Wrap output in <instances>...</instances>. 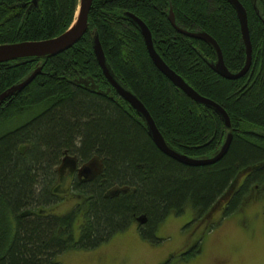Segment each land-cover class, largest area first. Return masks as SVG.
I'll return each instance as SVG.
<instances>
[{
	"label": "trees",
	"instance_id": "1",
	"mask_svg": "<svg viewBox=\"0 0 264 264\" xmlns=\"http://www.w3.org/2000/svg\"><path fill=\"white\" fill-rule=\"evenodd\" d=\"M239 1L247 11L252 59L237 79L212 67L218 60L213 44L176 29L211 36L228 70L238 73L246 64V46L229 0H93L88 30L73 46L0 62V95L41 67L22 90L0 101V264H60L64 253L95 249L133 224L144 240L155 241L167 216L190 208L189 220L179 227L191 228L190 238L160 262L169 264L179 253L184 259L202 253L204 237L228 216H251L263 208L258 200L246 204L240 197L264 193V21L253 0ZM78 4L0 0V45L60 35ZM257 4L264 15V0ZM129 13L146 23L171 69L226 109L230 129L155 66ZM95 34L111 72L142 101L171 148L208 158L231 131L224 157L190 166L163 153L144 120L103 74L93 49ZM94 159L101 163L100 173L79 178L77 167ZM63 176L78 201L57 214L51 210L63 199L58 184ZM140 216L145 223L137 222Z\"/></svg>",
	"mask_w": 264,
	"mask_h": 264
},
{
	"label": "rangeland",
	"instance_id": "2",
	"mask_svg": "<svg viewBox=\"0 0 264 264\" xmlns=\"http://www.w3.org/2000/svg\"><path fill=\"white\" fill-rule=\"evenodd\" d=\"M58 184L63 199L55 203L51 211L64 214L78 199L70 192V182L64 176ZM258 201L263 204L260 211L252 213L253 209L250 210L251 216L241 212L228 216L219 229L204 237L200 243L202 253L190 259H184L179 253L169 264H264V193ZM191 214L189 208L181 216H167L156 231L158 240H144L137 232V224H133L127 231L115 235L95 249L64 253L60 264H160L169 252L178 249L183 241L190 238L188 234L191 228L179 227L189 220ZM81 218L79 215L74 223L75 237L79 236Z\"/></svg>",
	"mask_w": 264,
	"mask_h": 264
},
{
	"label": "water",
	"instance_id": "3",
	"mask_svg": "<svg viewBox=\"0 0 264 264\" xmlns=\"http://www.w3.org/2000/svg\"><path fill=\"white\" fill-rule=\"evenodd\" d=\"M36 1V0H34ZM93 0H78V8L75 13V17L69 28L61 33L60 35L47 39V40H40V41H23V42H16L11 44H1L0 45V62H6L11 60H17L22 58L28 57H44L48 55L58 54L62 51L73 46L77 41H79L84 34L88 30V18L89 12L92 5ZM233 7L235 8L241 26V32L243 36V40L246 46V64L242 70L238 73H232L228 70L224 63L222 51L218 45V43L211 38L205 32L193 33L186 30H183L176 26L178 32L195 38L204 40L208 43L213 44L214 48L217 51L218 60L217 63L212 65V67L223 77L228 79H237L243 76L249 69L251 64V57H252V44L250 39V32L248 27V20H247V11L243 4L239 0H229ZM255 8L257 9L258 14L262 17L264 21L263 12L260 10L257 4V0H253ZM129 16L133 20V23L136 24L139 31L141 32L147 51L149 53L150 58L152 59L155 66L165 75L167 76L172 83L181 89L188 97L192 98L195 102L200 103L208 108L214 110L218 116L220 117L221 121L225 125L227 129H230L231 124V117L219 103L216 101L202 96L199 92H197L192 86H190L181 76H179L173 69H171L167 63L163 60L160 54L156 51L154 47V42L152 38V33L146 23L140 19L139 17L135 16L132 13H129ZM171 22L174 24V14L171 13L170 15ZM93 49L96 55L97 62L99 63L103 74L105 75L108 82L111 86L115 89V91L124 99L126 100L139 114V116L144 120L148 134L155 145L166 155L176 159L177 161L184 163L190 166H203V165H210L216 163L220 159L224 157L227 153L230 144L233 139V134L231 131L227 132L226 138L224 143L222 144L219 151L211 157L208 158H193L188 157L187 155L181 154L175 149L171 148L167 143L165 138L163 137L162 133L160 132L159 128L157 127L155 120L142 103V101L133 94L129 89L122 86L117 79L115 78L114 74L111 72L110 68L107 65L105 53L103 51L101 42L99 40V36L95 34L93 38ZM41 67L34 70L28 77L25 78L22 82L17 85L12 86L6 92L0 95V101L5 100L10 94L15 93L18 90H22L26 85H28L35 76L40 73ZM138 223H145L146 217L140 216L137 218Z\"/></svg>",
	"mask_w": 264,
	"mask_h": 264
},
{
	"label": "flooded vegetation",
	"instance_id": "4",
	"mask_svg": "<svg viewBox=\"0 0 264 264\" xmlns=\"http://www.w3.org/2000/svg\"><path fill=\"white\" fill-rule=\"evenodd\" d=\"M100 169L101 163L98 160L94 159L83 167H77V175L79 178L92 179L100 173ZM257 194H259V192H256V194H246L243 197L244 203L250 202L251 200V202H255V200H258L259 196H257Z\"/></svg>",
	"mask_w": 264,
	"mask_h": 264
},
{
	"label": "bare ground",
	"instance_id": "5",
	"mask_svg": "<svg viewBox=\"0 0 264 264\" xmlns=\"http://www.w3.org/2000/svg\"><path fill=\"white\" fill-rule=\"evenodd\" d=\"M251 59H252V57H251Z\"/></svg>",
	"mask_w": 264,
	"mask_h": 264
}]
</instances>
